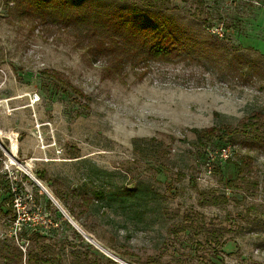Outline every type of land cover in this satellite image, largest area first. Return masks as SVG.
Masks as SVG:
<instances>
[{
	"label": "rangeland",
	"instance_id": "1",
	"mask_svg": "<svg viewBox=\"0 0 264 264\" xmlns=\"http://www.w3.org/2000/svg\"><path fill=\"white\" fill-rule=\"evenodd\" d=\"M173 4L264 55V0H204L197 11L191 2ZM10 8L0 3V238L17 235L25 252L49 247L63 264L84 256L98 264H264V230L245 216L254 205L261 210L252 217L264 219V150L219 137L199 145L194 133L238 127L255 115L264 122V82L183 63H154L143 80L132 72L125 83L106 78L103 63L74 48L72 31L21 20ZM223 148L227 160L218 156ZM246 156L258 188L233 189L228 181ZM124 188L138 193L112 195ZM201 191L230 203L202 207ZM188 212L230 229L224 243L170 234Z\"/></svg>",
	"mask_w": 264,
	"mask_h": 264
},
{
	"label": "trees",
	"instance_id": "2",
	"mask_svg": "<svg viewBox=\"0 0 264 264\" xmlns=\"http://www.w3.org/2000/svg\"><path fill=\"white\" fill-rule=\"evenodd\" d=\"M176 1L197 5L195 11L202 10L204 5V0ZM0 3L9 8L13 4L10 10L21 20L29 17L39 24L51 21L64 30L72 31L74 48L89 62L103 63L102 72L106 78L119 79L125 83V76L132 72L139 80H143L154 63H183L208 71L215 70L221 74L219 77H231L243 82L258 78L264 82V55H254V51L206 29L204 25L208 23L207 17L184 11L174 5L173 0H0ZM198 77L202 81V75ZM255 116L238 127L195 129L198 144L202 145L204 139L219 137L247 150H264V122L260 115ZM250 168L251 157L242 158L237 165L238 178L229 180V187L246 191L258 188V181L247 174ZM38 178L43 180L41 176ZM137 193L136 188H124L113 191L112 195L134 196ZM72 194L82 196L76 191ZM94 196L101 198L102 194L94 193ZM56 198L67 208L64 197L56 193ZM8 199L13 206L14 195ZM83 201L90 204L92 198L86 196ZM229 203L230 199L224 194L213 191L199 193L198 204L202 207L222 208ZM251 210L261 209L252 205L245 210L248 213L245 215L248 218L247 225L252 229L264 230V219L252 217ZM0 214H5L1 207ZM16 218L14 215V220ZM187 231L203 234L208 244L224 243L226 235L231 232L226 227L207 223L189 212L169 228L173 235ZM17 238V235L0 238V264H63L58 253H48L49 247L41 246V252L31 248L23 251V246L15 242ZM72 264L98 262H91L88 256H84Z\"/></svg>",
	"mask_w": 264,
	"mask_h": 264
},
{
	"label": "built area",
	"instance_id": "3",
	"mask_svg": "<svg viewBox=\"0 0 264 264\" xmlns=\"http://www.w3.org/2000/svg\"><path fill=\"white\" fill-rule=\"evenodd\" d=\"M216 34H218L220 37H223V33L222 32L216 31ZM218 156L221 159L227 160L229 158V156H230V150L228 148H223V149H221L218 152ZM210 158L211 159H214V156L213 155H210Z\"/></svg>",
	"mask_w": 264,
	"mask_h": 264
},
{
	"label": "water",
	"instance_id": "4",
	"mask_svg": "<svg viewBox=\"0 0 264 264\" xmlns=\"http://www.w3.org/2000/svg\"><path fill=\"white\" fill-rule=\"evenodd\" d=\"M39 185L45 190V192L48 194V196L51 198L52 201H54L56 204H58L55 199L51 196V194L48 193V191L40 184L39 182Z\"/></svg>",
	"mask_w": 264,
	"mask_h": 264
},
{
	"label": "bare ground",
	"instance_id": "5",
	"mask_svg": "<svg viewBox=\"0 0 264 264\" xmlns=\"http://www.w3.org/2000/svg\"><path fill=\"white\" fill-rule=\"evenodd\" d=\"M16 148H17V146H16V144L14 143V145H13V150L15 151Z\"/></svg>",
	"mask_w": 264,
	"mask_h": 264
}]
</instances>
